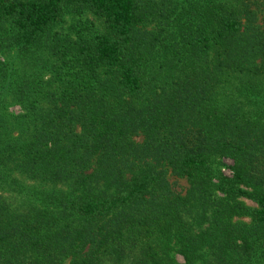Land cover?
Wrapping results in <instances>:
<instances>
[{
  "label": "trees",
  "instance_id": "1",
  "mask_svg": "<svg viewBox=\"0 0 264 264\" xmlns=\"http://www.w3.org/2000/svg\"><path fill=\"white\" fill-rule=\"evenodd\" d=\"M0 188V264H264V0H0Z\"/></svg>",
  "mask_w": 264,
  "mask_h": 264
},
{
  "label": "rangeland",
  "instance_id": "2",
  "mask_svg": "<svg viewBox=\"0 0 264 264\" xmlns=\"http://www.w3.org/2000/svg\"><path fill=\"white\" fill-rule=\"evenodd\" d=\"M83 17H87L89 19H92L96 24L98 23V19L96 18V16H94L92 13H85L82 15ZM9 110L12 111V112H18L19 111V107L18 105H10L9 106ZM139 138V137H138ZM226 163H230V161L228 159H225ZM223 171L225 173H229V169L227 167H224L223 168ZM167 177L169 179V181L171 183H173L174 187L177 189V190H184V188L186 187L187 185V181L184 177H177L173 174H171L170 172H167ZM24 185H26V189H30L34 184H36V182H33L31 180H28V179H24ZM25 188H23V192L21 191H16V190H5V189H1L0 188V194L2 196H4L6 198L7 201H9L10 204L12 205H15L16 203L18 202H21L24 197H25ZM246 204H249V205H255V203L250 200L249 198H246V197H240ZM236 219H243L245 221H249V216H239V217H235ZM176 258L181 261L182 258L180 255L176 254Z\"/></svg>",
  "mask_w": 264,
  "mask_h": 264
}]
</instances>
